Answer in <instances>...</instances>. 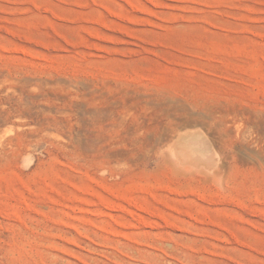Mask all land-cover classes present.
<instances>
[{"label": "rangeland", "instance_id": "374dc122", "mask_svg": "<svg viewBox=\"0 0 264 264\" xmlns=\"http://www.w3.org/2000/svg\"><path fill=\"white\" fill-rule=\"evenodd\" d=\"M0 264H264V0H0Z\"/></svg>", "mask_w": 264, "mask_h": 264}]
</instances>
